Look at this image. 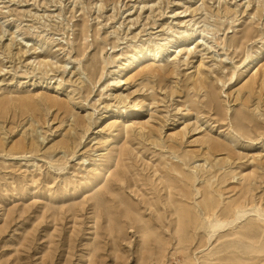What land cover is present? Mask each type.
Instances as JSON below:
<instances>
[{
	"label": "rangeland",
	"instance_id": "rangeland-1",
	"mask_svg": "<svg viewBox=\"0 0 264 264\" xmlns=\"http://www.w3.org/2000/svg\"><path fill=\"white\" fill-rule=\"evenodd\" d=\"M0 264H264V0H0Z\"/></svg>",
	"mask_w": 264,
	"mask_h": 264
},
{
	"label": "bare ground",
	"instance_id": "bare-ground-1",
	"mask_svg": "<svg viewBox=\"0 0 264 264\" xmlns=\"http://www.w3.org/2000/svg\"><path fill=\"white\" fill-rule=\"evenodd\" d=\"M199 33H203V31H200ZM192 37L190 36V39ZM165 51H168V48L165 50ZM157 58V53H146V52H142L140 53V55L138 57H136V61L137 63L143 61V60H146V59H149L151 58L152 59ZM259 56H255L254 57V62L258 61L259 60ZM248 201H246L245 203H241V204H237L233 207H231L234 212H235V216H237V219H241L240 216L243 215V217L251 214L252 212H257L259 213L260 212V208L258 207H253V210L251 212L248 213V210H246L245 207L249 206L250 204L246 205ZM207 212L205 213L206 214V217L209 219V220H212V218H216L217 219V225L215 227L216 231H220V230H224L225 228L228 227V224H227V221H222L221 219L219 220V218L221 217V215L217 212L218 211V208L219 206H214V205H207ZM231 212V211H230ZM226 217V216H225ZM238 221V220H237Z\"/></svg>",
	"mask_w": 264,
	"mask_h": 264
}]
</instances>
